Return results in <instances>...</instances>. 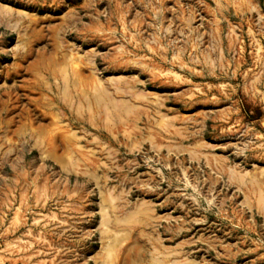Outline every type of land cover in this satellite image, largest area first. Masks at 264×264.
Segmentation results:
<instances>
[{
	"label": "rangeland",
	"instance_id": "1",
	"mask_svg": "<svg viewBox=\"0 0 264 264\" xmlns=\"http://www.w3.org/2000/svg\"><path fill=\"white\" fill-rule=\"evenodd\" d=\"M0 264H264V0H0Z\"/></svg>",
	"mask_w": 264,
	"mask_h": 264
}]
</instances>
